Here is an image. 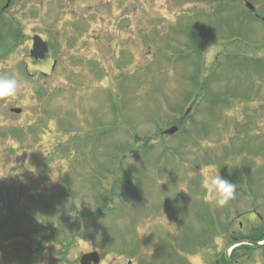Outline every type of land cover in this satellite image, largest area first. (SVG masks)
I'll use <instances>...</instances> for the list:
<instances>
[{
  "label": "rangeland",
  "instance_id": "rangeland-1",
  "mask_svg": "<svg viewBox=\"0 0 264 264\" xmlns=\"http://www.w3.org/2000/svg\"><path fill=\"white\" fill-rule=\"evenodd\" d=\"M245 1L264 17V0ZM72 8L82 16L63 17ZM5 10L0 74L22 87L0 99V264H79L92 249L104 264H213L243 247H227V222L234 239L255 211L252 226H264V22L243 0H11ZM86 23L106 31L86 45L110 73L93 100L70 56ZM34 33L51 45L41 62L29 57ZM191 102L180 132L160 136ZM218 173L237 186L222 207L207 184ZM261 250L238 264H264Z\"/></svg>",
  "mask_w": 264,
  "mask_h": 264
},
{
  "label": "flooded vegetation",
  "instance_id": "flooded-vegetation-1",
  "mask_svg": "<svg viewBox=\"0 0 264 264\" xmlns=\"http://www.w3.org/2000/svg\"><path fill=\"white\" fill-rule=\"evenodd\" d=\"M82 28L78 29V34L75 38V44H76V58L78 59L77 61V66L81 69L80 76L84 77L87 80H92L94 82L93 86L90 85V87L87 89V94L95 93L96 87L100 84H96V81L98 80H104L109 78V72L101 67L99 64L98 58L94 57V53H90L89 51L91 50L90 46H87L86 44H92L94 45L96 42H99L100 38L102 36H106V31L104 34L100 33V30H95L96 27H100V25L96 24H90L86 23L85 26L81 25ZM89 28L90 30H88ZM85 29V30H84ZM87 31L91 32L87 33ZM94 32V33H93ZM108 46L110 49V43L108 42ZM94 47V46H92ZM109 49L106 50V53H109ZM105 53V54H106ZM98 52L96 53V55ZM97 61V63H96ZM122 68H117L118 73H121ZM110 124L112 122H109ZM124 256V254H122ZM127 257V256H125ZM104 259L105 258H100V263L99 264H104ZM119 261L121 258L118 259ZM123 260L126 262V264H135L133 259L131 258H123ZM113 261L114 264H116L117 259L110 260L109 264H111Z\"/></svg>",
  "mask_w": 264,
  "mask_h": 264
},
{
  "label": "clouds",
  "instance_id": "clouds-1",
  "mask_svg": "<svg viewBox=\"0 0 264 264\" xmlns=\"http://www.w3.org/2000/svg\"><path fill=\"white\" fill-rule=\"evenodd\" d=\"M21 87V81L15 74H0V99L15 97ZM207 184L216 206H225L235 198L237 186L222 178L219 173L209 176Z\"/></svg>",
  "mask_w": 264,
  "mask_h": 264
},
{
  "label": "water",
  "instance_id": "water-1",
  "mask_svg": "<svg viewBox=\"0 0 264 264\" xmlns=\"http://www.w3.org/2000/svg\"><path fill=\"white\" fill-rule=\"evenodd\" d=\"M247 6L251 7L249 4H247ZM32 40H33V45H32V49L30 51V56L33 57L35 60L42 59L48 51V47H47L46 42H44L38 35L33 36ZM11 112L18 114L21 112V109L14 108L11 110ZM176 130L177 129L175 127H172L169 130L165 131L164 133L165 134H173L174 132H176ZM90 261H92L94 263L98 262L97 256L95 253L87 254V255L83 256L81 259V264H87Z\"/></svg>",
  "mask_w": 264,
  "mask_h": 264
},
{
  "label": "trees",
  "instance_id": "trees-1",
  "mask_svg": "<svg viewBox=\"0 0 264 264\" xmlns=\"http://www.w3.org/2000/svg\"><path fill=\"white\" fill-rule=\"evenodd\" d=\"M179 30H180V27H179ZM189 35H193V34H189ZM193 37H194V35H193ZM195 38H196V37H194V39H195ZM227 229H228V227L226 226V230H227ZM253 231H254V232H253ZM253 231H250V232H252V233L250 234V235L252 236V241H254V242H260V241H263V240H264V227L256 228V229H254ZM246 239H249V237H246ZM227 240L229 241V242H228V245L231 244V243H233L234 240H235V242L238 241V239H234V238L232 237V235H228ZM250 248H252V247H248L247 249H250ZM252 249H253V248H252ZM259 249H263V250H261V251L263 252V256H264V245H262ZM240 253H241V252H239V254H238L237 251L234 252V254L232 255V258H230V263H231V264H232L233 262H235L237 258L242 257V254H240ZM245 255H248L247 252H246L243 256H245ZM215 263H216V262H215ZM218 263H221V264H228V262H227V260H226V257L224 256V254H222V255L220 256V260L218 261Z\"/></svg>",
  "mask_w": 264,
  "mask_h": 264
}]
</instances>
